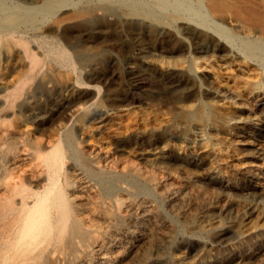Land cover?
Listing matches in <instances>:
<instances>
[{
	"label": "rangeland",
	"instance_id": "1",
	"mask_svg": "<svg viewBox=\"0 0 264 264\" xmlns=\"http://www.w3.org/2000/svg\"><path fill=\"white\" fill-rule=\"evenodd\" d=\"M17 1L8 5L23 9L21 0ZM85 1L73 0V8L62 9L46 19L43 27L49 30L45 38L37 40L43 38L39 42L50 46L63 60L38 62L39 78L44 80L42 89L34 96L36 80L27 78L16 92L19 102L27 104L23 115L26 119L13 113L17 112L14 108L8 111L6 120L14 125L18 122V127L34 135L40 126H45L47 134H54L58 150L65 154L62 171L73 163L61 148L71 131L79 147L101 146L115 157L153 168L187 190L183 202L173 205L167 193H156L154 183L147 185L149 194L138 193L132 186H144L141 180L119 185L131 200L145 201L153 209L151 220L141 229L149 241L138 243L135 234L122 241L120 256L128 254L124 264H264V156L256 154L257 143L247 141V125L225 124L216 109L208 110L209 115L200 119L188 117L186 112L193 111L199 100L217 106L207 92H199L212 85L210 79L202 77L204 72L194 75L187 70L186 62L193 53L180 52L189 43L177 40L172 28H168L166 43L159 42L153 33L137 43L140 38L131 34L126 23L116 22L100 11L99 0H90L89 7ZM0 7L1 18L5 7ZM5 41L7 37L0 36V76H7L14 63L11 60L6 66ZM147 42L162 49V59L151 61L133 55L136 44ZM12 43L16 44V38ZM16 47L22 56L23 43ZM25 47L36 57L42 53L31 45ZM170 50L175 52L173 56L168 55ZM259 69L263 74L264 69ZM218 70L223 82L215 86L230 84L233 75L247 80L243 73ZM206 72L212 78L210 69ZM250 78L261 82L258 76ZM71 100L78 103L66 111ZM238 103L226 102L222 111L229 108L234 115L236 112L242 116ZM240 103L247 105L245 101ZM260 106L255 110V123L264 120V105ZM6 109L0 99V111L6 114ZM78 112L81 114L73 115ZM201 123L206 128L199 138L195 128Z\"/></svg>",
	"mask_w": 264,
	"mask_h": 264
},
{
	"label": "bare ground",
	"instance_id": "2",
	"mask_svg": "<svg viewBox=\"0 0 264 264\" xmlns=\"http://www.w3.org/2000/svg\"><path fill=\"white\" fill-rule=\"evenodd\" d=\"M10 1L0 0V6L5 7L1 10L0 36L5 35L8 39L5 41L6 66L14 61L7 76H0V99L7 108L6 114L0 111V264H124L128 254L123 258L120 256L122 241L134 234L138 243L149 241L141 229L151 220L153 209L145 201L131 200L119 185L124 181L135 184V180H141L146 185L132 186L138 193L149 194L147 185L154 183L156 193H167L173 205L183 202L187 190L153 168L115 157L101 146L79 147L81 145L71 131L60 142L73 163L62 171L64 153L58 150L54 134H47L45 126H40L36 127L38 134L34 135L18 127V122L14 125L6 120L8 111L14 108L17 112L13 113L22 117L27 112L24 110L27 104L20 103V96L16 94L23 81L27 78L36 80L32 89L34 96L39 88L42 89L44 80L39 78L38 62L63 60L57 51L54 55L50 46L39 41L44 40L49 30L43 27L46 19H52L58 11L74 5L73 0H21L23 9H20L8 5ZM85 2L87 6L91 3L90 0ZM98 3L100 11L116 22L126 23L131 34H137L140 38L137 43L149 33L163 43L168 28L173 29L177 40L188 42L189 45L180 51L193 53L186 62L187 70L194 75L206 74L201 76L210 79L212 85L199 92H207L218 107L199 100L193 111L186 112L188 117L200 119L209 115L208 110L216 109L225 124L247 125V141L257 143L256 154L264 156V120L255 123V110L264 105V73H259V68L264 69V0H99ZM38 37L43 38L37 40ZM17 43L24 45L22 56L16 51ZM26 45L42 53L36 57L37 54L30 52ZM135 47L136 54L133 55L138 59H162V49H155L156 46L148 42ZM174 53L168 51L170 56ZM233 67L238 69H231ZM207 69L212 72V78L207 75ZM218 69L243 73L247 80L233 75L230 84L215 86L223 82L217 75ZM251 75L258 76L261 82L249 81ZM244 101L247 105L240 103ZM226 102H239L242 116L236 112L234 115L229 108L222 111ZM77 103V100H71L65 103L64 109L67 111ZM78 114L81 113L73 115ZM261 114L264 116V110ZM204 128V124L198 125L196 136L202 138Z\"/></svg>",
	"mask_w": 264,
	"mask_h": 264
}]
</instances>
